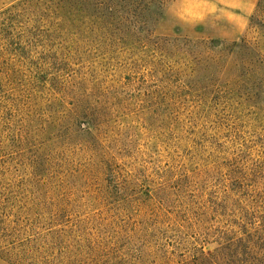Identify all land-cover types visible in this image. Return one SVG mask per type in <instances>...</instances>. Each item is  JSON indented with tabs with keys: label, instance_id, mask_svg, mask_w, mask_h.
Wrapping results in <instances>:
<instances>
[{
	"label": "rangeland",
	"instance_id": "rangeland-1",
	"mask_svg": "<svg viewBox=\"0 0 264 264\" xmlns=\"http://www.w3.org/2000/svg\"><path fill=\"white\" fill-rule=\"evenodd\" d=\"M208 2L0 0V162L56 264H264V0Z\"/></svg>",
	"mask_w": 264,
	"mask_h": 264
},
{
	"label": "trees",
	"instance_id": "trees-1",
	"mask_svg": "<svg viewBox=\"0 0 264 264\" xmlns=\"http://www.w3.org/2000/svg\"><path fill=\"white\" fill-rule=\"evenodd\" d=\"M92 1L113 20L134 24L141 20L146 25L156 14L163 13L169 0ZM7 174L0 162V257L9 264H56L51 247L56 245L62 228L54 223L55 215L10 190Z\"/></svg>",
	"mask_w": 264,
	"mask_h": 264
},
{
	"label": "crops",
	"instance_id": "crops-1",
	"mask_svg": "<svg viewBox=\"0 0 264 264\" xmlns=\"http://www.w3.org/2000/svg\"><path fill=\"white\" fill-rule=\"evenodd\" d=\"M204 1H209L207 4H214L216 6L217 5L220 6L221 4H227V5L232 4L234 6H240L241 9H245V8L250 9L252 6L251 4H253L256 0H249L248 3H245L244 0H234V1L233 0H211L212 3L210 2V0H204Z\"/></svg>",
	"mask_w": 264,
	"mask_h": 264
}]
</instances>
